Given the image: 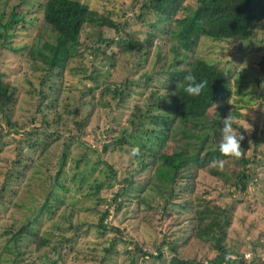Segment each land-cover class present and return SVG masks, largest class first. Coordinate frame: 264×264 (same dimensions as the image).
Here are the masks:
<instances>
[{
  "label": "trees",
  "instance_id": "1",
  "mask_svg": "<svg viewBox=\"0 0 264 264\" xmlns=\"http://www.w3.org/2000/svg\"><path fill=\"white\" fill-rule=\"evenodd\" d=\"M136 5L138 11L133 17L145 27L140 37L126 31L113 12L99 13L85 0H21L4 17L0 14V48L17 55L19 68L25 66L38 81L37 88L27 82L25 98L19 97L21 92L8 79L7 64L2 62L5 70L0 68V139L11 134L8 138L13 147L12 159L6 162L9 167L6 178L18 181L20 176L34 173L44 174V180L50 182L38 210L18 227L10 226L3 232L12 235L7 240L11 245L8 251L17 255V247L28 241L35 252L43 248V261L57 264L92 229L99 237L110 235L102 246L91 247L94 254H87L97 264L115 254L117 244L123 245L120 254L128 257L129 264H226L227 254L235 257L227 264H263L264 244H260V237L264 231L259 220L264 217L251 211V218L245 219L238 208L247 205L249 185L256 186L257 182L264 185L259 177V173L264 175V126L260 121L264 118V0H130L127 11ZM122 12L120 17L124 15ZM38 16L41 26L30 41H15V35L37 21ZM85 28L98 29L97 38L92 40L85 34L84 40H80ZM48 30L52 44L44 40ZM104 31H112L113 35L105 38ZM173 35L177 41L169 49L159 50L154 45L163 36L168 39ZM201 39L213 43L236 42L242 56L246 48L255 52L252 59L255 64L250 61L245 66L253 70L241 73L238 71L241 68L221 69L212 61L191 54ZM254 44L257 49L252 50ZM140 59L142 65L137 62ZM126 66L130 67L129 71H125ZM189 73L197 81L208 82L200 96H188L184 91L183 78ZM244 77L248 82H241ZM69 96L74 97L73 103L67 101ZM242 97H249L254 104L250 119L237 104ZM82 99L98 100L97 104L104 110L110 103L129 107L123 120L113 117L109 121L114 129L100 152L84 149L85 144L79 140L86 134L85 121L91 113L85 111V116H80L84 109ZM230 111L240 121L239 127H234L245 137L241 141L243 156L238 160L223 157L218 150L222 120ZM72 115L78 116L72 120L75 133L65 125V119ZM191 120L198 121L209 134L192 145L184 143L186 148L182 150L176 147L174 128L177 122ZM246 126H250L249 131L245 130ZM186 133L182 130L181 134ZM192 136L199 138L195 132ZM73 143L82 150L77 158L70 159ZM172 143L174 147L169 146ZM55 145L65 150L53 160L55 173L51 175L48 164H38ZM133 147L140 149L136 157L130 155ZM87 152H95L93 165L87 163ZM102 156L120 157L128 168L119 174ZM214 159L226 161L223 170L210 167ZM230 160L239 162L240 171H228ZM67 161L73 165L69 180L75 195L80 196V204L76 203L78 198L74 200L75 195L65 202L56 191V188L64 193L69 191L63 185ZM86 175L91 176L90 180ZM155 179L159 186L152 185ZM114 185L117 187L111 193ZM147 189L160 199L165 197L159 211L160 221L165 214L181 219L189 225L188 240L211 248L205 262L183 257L178 252L180 247L166 242L165 237L155 238V245L145 243L138 235L134 237L125 224L132 226L137 221L135 218L127 217L116 225L106 222L128 200L142 206L145 203L142 195ZM5 190L8 191L6 184H1L2 208H7L10 201L1 194ZM14 192L9 194L14 197L17 195ZM63 209L69 211L66 217L60 216L65 222L63 228L54 224L56 234L41 233V221H53V216ZM149 210L155 209L142 206L136 213L146 215ZM80 214H89L91 220H80ZM147 224L158 232L149 221ZM152 245L154 250L149 252ZM163 249L169 255L168 260Z\"/></svg>",
  "mask_w": 264,
  "mask_h": 264
},
{
  "label": "rangeland",
  "instance_id": "2",
  "mask_svg": "<svg viewBox=\"0 0 264 264\" xmlns=\"http://www.w3.org/2000/svg\"><path fill=\"white\" fill-rule=\"evenodd\" d=\"M21 0H0V14L4 17L7 13L10 12L11 8L16 6ZM87 5H90L94 10H96L99 13H102L103 11L107 12H113V17L118 18V22L121 25H125L126 31L133 34H138L140 37V33L145 31L144 24L139 23L134 17L133 14H137V5L134 8H131L130 11H127L130 0H85ZM124 11L123 17H120L121 14ZM112 17V18H113ZM41 26L40 17H37V21L33 22L31 25H26V30L19 31L15 36V41L18 43H26L29 42L31 37L34 36V33L36 32L37 28ZM178 30V28L174 29ZM99 33L98 29H90L87 30L85 28L84 32L80 35V40H84L85 34H87V37L95 40L97 38V35ZM105 38H110L113 33L112 31L103 32ZM120 34H123V32H120ZM134 37V36H132ZM44 40L47 44H52V36L50 30L46 31V34L44 36ZM176 37L175 35L170 36L168 39H166L165 36H163L161 39L154 42V45H158L160 49L165 51L166 49H169L171 45L176 44ZM238 44L236 42H218L213 43L206 39H201L200 42L196 47L193 48L191 54H195L198 58L205 59L207 61H212L218 68L221 69H229L231 71H234L235 68H241V73L244 72H251L252 68H247V64L253 63L252 61L253 54L255 52H251L248 50V48L245 49L244 54L241 55V51L238 49ZM46 48H49V45L46 46ZM257 49V45L254 44V47L252 50ZM112 50H115L113 48ZM258 54H262L261 50H258ZM17 55H14L6 50H3L0 48V68L2 70H5L4 67H2V62L7 64V77L10 81H12L13 84L17 85L20 90V96L21 98H25V92L29 89V85L27 82L30 83L32 88H37V80L30 75V70L25 68L23 66V69L19 68V65L16 62ZM128 64H131V59H128ZM149 63L153 61V59H148ZM251 61V62H250ZM136 62V60H134ZM140 65L143 64L142 60H137ZM142 63V64H141ZM241 63V64H240ZM246 63V64H245ZM240 64V66H239ZM239 66V67H237ZM246 66V67H245ZM255 67V66H254ZM256 69V68H255ZM130 67L126 66L125 71H129ZM124 70L121 71V74L125 72ZM248 82L247 78L244 77V80L241 82L244 83ZM242 89V88H241ZM73 98L69 96L67 101L73 103ZM82 103L84 106V109L81 110L80 116H85V111H91L89 117H86L85 125L87 127V130H85L86 134L79 138V140H82V142L85 145H82L84 149L87 147L90 150H96L97 152H100L102 144L109 141L111 137V130L114 129V127H111L109 124V121L111 118H115L116 120H120V117H122V120L124 117H126L129 107L128 105H124L122 107L117 106L115 103H110V106L107 107V110L101 109V107L97 104L98 100L96 101H90V100H83ZM239 105V109L241 113L247 117L248 119L252 116V111L254 109V104L251 101L249 97H242L240 101L237 102ZM24 107V106H23ZM118 107V109H117ZM125 108V110H123ZM109 118V120H108ZM78 116H69L65 119V125L71 129L72 133H75L73 130V124L72 120H77ZM108 121V122H107ZM260 121L262 122L264 126V118L261 117ZM175 134L172 136H175L176 142L178 144L176 145L177 148H182L184 150L186 148V145L184 143H189L192 145V142L196 143L197 141H202L209 133L207 128L200 127L198 121L191 120L187 123L183 122H177L175 125ZM84 130V129H82ZM182 130H186L187 133L182 135ZM245 130L249 131L250 126H246ZM195 132L199 136V138H193L192 133ZM8 137H12L11 134H9ZM8 137H1L0 139V148H2L3 153L0 155V185L6 184L8 191L5 190L3 196H5V200H8L10 198V201L7 205V208L0 207V264H14V262H22L20 264H49L47 261H43V248L40 249L39 252L34 251V246L32 244H29L28 241L22 242L19 247L20 254L17 253H11L8 251V249L11 248V245L7 244V240L12 235H3V232L8 229L10 226H16L18 227L23 222H25L26 218H29L32 216L39 208L40 204L43 202L44 198V191L47 188V185L49 182L48 179L44 180V174L37 176L34 173H30L29 176L19 177L18 181H15L14 179H8L6 178L5 172L8 170V165H6V162H10L12 159L13 154V147L10 145L9 141L10 139ZM95 138L98 140L96 141ZM5 144H7V148L5 147ZM169 146L174 147L173 143ZM73 149H71L70 153V159L77 158V156L80 154L82 148L77 143H73L72 146ZM64 151L63 146L55 145L46 155L45 159L41 161L38 165L41 164H48V166L52 169L55 162L53 161L55 158L60 157L61 151ZM88 162L92 165L95 161V152H87ZM104 160H109V164L112 165L113 169L116 170L117 173L122 174L123 170L128 168L124 165V163H121V158L117 156H111L110 158L107 156H102ZM69 161V160H68ZM66 162L64 166V175L66 178L63 180V185L65 190H69L68 192L64 193L63 189L56 188L58 196H62L63 200L65 202H70L71 197L75 195V191H73L71 188L72 182L69 180L70 172L73 170V165L70 162ZM53 163V164H52ZM49 164H52L50 166ZM99 168L101 166H98ZM228 171H240L239 169V162L230 160L229 168L227 167ZM55 169L51 170V175H53L55 172ZM16 172V169L15 171ZM19 172V171H18ZM146 172H151L149 170H146ZM49 173L46 174V176ZM85 174V171H84ZM99 176V175H98ZM86 179L91 178L90 175L85 176ZM259 177L262 178L264 183V175L259 173ZM44 180V181H42ZM153 186H159V183L157 180H153L152 183ZM250 190V197L249 199H245L247 205L239 207V213L242 214L245 219L251 218V211L254 215H259L261 217H264V207L261 206V204L264 206V185H262L260 182L256 183V186L249 185ZM116 185H114L113 190L111 193L116 189ZM9 191H15L17 193L16 196L13 197V195L9 194ZM14 192V193H15ZM109 194V193H108ZM17 197V198H16ZM75 198H78L76 202L77 204H80L81 199L79 195H75ZM142 198L144 199V204H142L145 209L153 208L155 209L153 211H147L146 215H141L136 213V210L142 208V206L136 203L135 200H128L125 206L121 207L120 211L117 213V215L113 216L109 215L106 219V222H109L110 225H116L117 222L123 221L127 217L135 218L137 221L133 223L132 226L129 224L126 225V229L129 233L133 234L134 237L137 235L140 236L145 243H153L154 245L157 244L155 241V238H161L165 237L166 242H172L170 244H175L176 247H180L178 250L179 254L182 255L185 258L193 259L195 261H204V257H210L211 255V248L207 247L205 248L204 244H200L199 242L195 240H188L187 239V229L189 228V225H185L183 221L179 218H173L168 217L167 214H165L164 219L160 221V208L164 203L165 197L159 198L155 195H153L149 189L146 190V192L142 195ZM126 199V198H125ZM127 200V199H126ZM259 203V207H258ZM13 204H17L20 207H14ZM220 204H222L220 202ZM113 208V204L111 205ZM111 208V207H110ZM66 217L69 215V211L67 209H63L60 212H58L56 215H54L53 221H41L40 231L41 233H44L45 231L49 232L52 231L54 234H56L54 224H57L58 227H62L65 222H63L60 219V216ZM80 220L85 221L86 219H90L91 217L89 214H80L78 216ZM42 220H45V217H41ZM147 221H149L152 225L157 227L158 232H155L148 224ZM264 219L259 220V226L264 231V223H262ZM174 223V226H171V224ZM65 227V226H64ZM107 236H110L107 234L104 237H99L95 234H93V230L90 229L88 234H86L84 237L79 239L75 242V245L72 246L73 250L68 251L62 259L57 260V264H97L95 262L91 261V258L87 256V254H94L91 250V247L94 244H97V246H102L104 244V241L107 239ZM261 241L260 244H264V235L263 237H260ZM154 245H152L149 248V252H153ZM249 245L245 246V248H248ZM124 250V247L122 244H117L115 246V254H112L110 257H108V260L101 264H129V259L125 255H121L120 253ZM164 251V257L166 260H168L169 255L166 252V249H163ZM247 250H244V253ZM51 257H53L50 254ZM246 257V256H245ZM250 257H246V260H249ZM144 264V263H143ZM146 264H158L157 262H149ZM264 264V262H263Z\"/></svg>",
  "mask_w": 264,
  "mask_h": 264
},
{
  "label": "clouds",
  "instance_id": "3",
  "mask_svg": "<svg viewBox=\"0 0 264 264\" xmlns=\"http://www.w3.org/2000/svg\"><path fill=\"white\" fill-rule=\"evenodd\" d=\"M186 82L184 91L188 96H200L202 91L207 87V80L197 81L196 77L191 73L187 74L183 78ZM182 82L177 85V89L181 86ZM175 94V93H174ZM231 99L229 100L230 103ZM223 127L220 130L221 140L218 144V150L221 156L223 157H234L235 159H240L243 156V151L241 148V141L245 139L244 135L241 132L236 130V125L239 127L240 121L238 117L232 114V111L222 120ZM247 131V130H246ZM140 154L139 147H133L130 155L136 157ZM226 161L224 159H214L210 167L219 168L223 170ZM235 257L231 254L225 255L224 259L227 264V261L234 259Z\"/></svg>",
  "mask_w": 264,
  "mask_h": 264
}]
</instances>
